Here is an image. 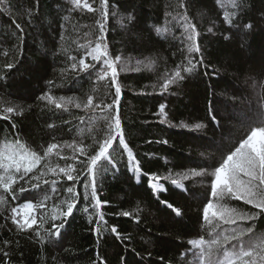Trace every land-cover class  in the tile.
I'll return each instance as SVG.
<instances>
[{"label": "trees", "instance_id": "16d2710c", "mask_svg": "<svg viewBox=\"0 0 264 264\" xmlns=\"http://www.w3.org/2000/svg\"><path fill=\"white\" fill-rule=\"evenodd\" d=\"M89 3L96 12L74 10L71 0H5L0 5V146L5 138H19L43 155L49 144L58 145L13 185L16 199L0 190L7 200L0 205V264H196L199 249L189 241H210L220 231L211 232L203 221L204 206L216 199L211 173L264 116V0H246L243 10L232 9L229 0H223L224 7L218 0H183L184 7L180 0H108L107 19L100 16V0ZM195 9L206 13L196 15ZM233 11L234 23L228 24L225 16ZM177 13L187 14L196 26L199 52L189 51L192 42ZM129 14L135 18L132 23L122 19ZM97 20L105 25L103 43L109 56L121 57L116 62L121 88L117 107L112 78H100L107 69L86 57L88 46L101 36ZM81 59L93 67L83 69ZM189 60L195 70L182 71L184 79L165 89V80L178 65L188 67ZM46 94L73 103L56 108L40 99ZM89 96L100 107H75ZM7 107L23 114H8ZM117 112L141 171H135L119 138L114 140L111 162L101 160L96 169L99 211L104 214L98 224L88 157L109 134L105 117ZM78 146L87 154L76 151ZM45 163L72 165L75 182L58 170L56 175L47 172ZM41 170L47 175L33 180ZM192 170L205 174L195 176ZM145 173L161 177L164 190L155 192ZM184 175L188 178L182 179ZM37 183L39 187H32ZM21 186L27 191L19 192ZM40 201L45 206L36 209L37 215L50 216L58 209L66 211V202L75 204L58 229L60 235L51 234L60 219L45 223L37 237L31 230L18 232L8 218L11 207ZM227 201L251 209L243 201ZM113 226L119 238L111 232ZM256 228L264 232V218Z\"/></svg>", "mask_w": 264, "mask_h": 264}, {"label": "snow or ice", "instance_id": "6c2138e0", "mask_svg": "<svg viewBox=\"0 0 264 264\" xmlns=\"http://www.w3.org/2000/svg\"><path fill=\"white\" fill-rule=\"evenodd\" d=\"M38 2V0H37ZM221 7H224L223 0H218ZM5 0H0V5H3ZM101 8L99 9L100 16L102 19H107L108 12V0H100ZM73 9H86L88 12H96L97 9L93 8L89 0H71ZM246 4V0H229V5L232 9L243 10ZM180 7H184L183 0H180ZM236 12H229L225 16V21L228 24L234 23V17ZM180 20L183 21V26L188 32V40L192 43L189 46L190 52H199L200 48L196 43V36L198 35L196 31V26L191 23L187 14L177 13ZM126 19L128 23L134 21V16L129 14ZM175 19V17H174ZM96 24L99 26L101 36L97 38L95 47L91 49L88 55L91 56L92 60L100 62L102 60L103 65L107 70H110L112 76V83L116 84L117 67L116 62H118L121 57L116 56L114 59L109 56L108 45L103 43L104 37L103 32L105 30V25L102 20H97ZM245 27L250 28L251 25H245ZM16 28L23 32L20 24H16ZM157 31H160L157 29ZM211 31V29H209ZM87 35V34H86ZM91 41H89V44ZM83 47V45H82ZM202 62V61H201ZM80 66L83 69H88L93 67L85 63L84 59L79 61ZM9 68L12 67L11 64L7 65ZM73 68L76 67L75 64L72 65ZM196 65L192 64L189 60L188 67L177 66L173 74L165 80L163 87L167 89L169 84L176 83L179 80H183L184 77L181 72L191 73L195 70ZM103 71L100 78H104L108 75V71ZM116 99L113 103L118 104L119 97L121 95V88L117 85L115 88ZM42 100H47L49 103L54 104L56 108H66L68 104L73 103L72 99H65L60 97L57 101L53 96L46 94L40 97ZM83 106L85 109H95L100 107L99 105H93V99L91 96L87 98V102L81 105V103H75L76 108ZM111 108V105L107 106ZM161 113H163L164 106H161ZM4 111L8 114L17 112L16 109L12 107H7ZM17 114L22 115V111L17 112ZM8 119L9 117L5 115L2 117ZM109 120L108 128L109 134L106 139L103 140L99 145V150L95 155L88 157V171L92 176L91 181V198L95 201V208L97 209L96 215L98 216V221H104V214L99 211L101 201L97 198L96 185H95V175L97 164L101 160H110L109 149L113 147V142L119 138V144L122 145L123 149L127 151L130 161H133L135 157L133 156L132 150L128 147L127 143L123 138V132L121 128V120L119 114L114 117H105ZM49 127H52L49 125ZM196 128H202L204 125L196 124ZM166 143V141H165ZM72 147L73 145H67ZM58 145L56 143H51L43 151V155L31 150L26 146L25 143L21 142L19 138H15L13 141H8L5 138V142L0 146V190L3 193H7L12 196V199H16L15 191L13 185L17 184L18 179L23 180L28 173H32L37 166L41 164L42 160H46L53 150L56 149ZM81 155H86L85 148L78 146L75 149ZM44 168H47V172L53 175L63 173L68 180L74 181L76 177L73 175L75 171L72 165H67L66 167H50L48 163L44 164ZM135 171L140 172V167L138 163L135 165ZM192 174L195 176H201L205 173L203 171L192 170ZM47 175L43 170L40 171V175H34L33 180L39 181L42 176ZM150 175L149 185L155 191L159 192L162 189L157 183L161 177L155 174ZM214 177L211 181V195L216 198V203L209 201L203 208V221L209 226L211 232H216L217 229L220 231L217 236L210 241H206L204 238L193 239L189 241V244L195 248L199 249L196 264H264V232L257 231L256 222L264 218V116L261 117L260 123L250 128L246 137L241 139L238 146H235L218 167L214 169L211 173ZM182 179H187L188 176L184 175ZM44 183H48L47 180ZM55 183V181H52ZM173 184H179L178 180H172ZM32 187H39V184H34ZM89 185H85L87 189ZM27 189L24 187L19 188V192L24 193ZM67 192L69 194L73 193V188L68 187ZM88 199V194L84 196ZM225 198L235 201H243L244 205L251 206L250 210L238 209L234 206H229L223 201ZM168 208H171L176 215H180L181 212L178 208H174L173 205L168 204ZM7 204L6 197L0 195V205ZM44 202L40 201L37 204L32 202L25 203L22 209L16 207H11V215L8 217L11 219L12 223L18 232L34 231L37 237H40L39 229L44 227L45 223L49 220L56 221L60 219L62 222L60 224H53V228L57 231L51 233L52 235H60L58 229L63 227V221L67 217L71 216L75 208L73 202H66V211L57 210L54 211L50 216L48 215H37L36 209L44 207ZM88 209L85 208L84 211ZM123 215L128 216L130 213L124 212ZM35 226V227H34ZM224 226H228L225 228ZM97 233L100 232V228H96ZM111 232L117 235L119 238V233L116 227L111 228ZM7 243V242H6ZM207 245V246H206ZM7 251L4 252V256H8Z\"/></svg>", "mask_w": 264, "mask_h": 264}, {"label": "rangeland", "instance_id": "374dc122", "mask_svg": "<svg viewBox=\"0 0 264 264\" xmlns=\"http://www.w3.org/2000/svg\"><path fill=\"white\" fill-rule=\"evenodd\" d=\"M195 13H196V15H199V16H201V15H205V11L204 10H202V9H195ZM209 19H211V18H209ZM103 35V34H102ZM95 47V43L93 44V45H90V46H88V50H87V54H86V57L87 58H89L90 60H92V58H91V56L90 55H88V53L91 51V49L92 48H94ZM92 61H94V60H92ZM100 63L103 65V62H102V60L100 61ZM104 66V65H103ZM105 67V66H104ZM106 68V67H105ZM108 71V73H110V70H107ZM111 74V73H110ZM77 130H79V129H77ZM153 183H156V182H154L153 181ZM160 188H161V186H160ZM162 189V188H161ZM224 203H226V204H228V201H227V198H225V200L223 201ZM213 203H216V199H215V201H213ZM23 206V205H22ZM22 206H20V207H18V209H21V210H23L22 209ZM251 207V206H250Z\"/></svg>", "mask_w": 264, "mask_h": 264}]
</instances>
